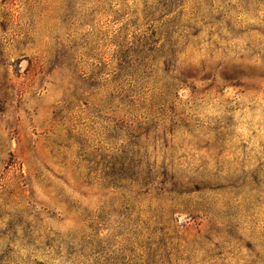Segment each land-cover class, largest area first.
I'll use <instances>...</instances> for the list:
<instances>
[{
  "label": "rangeland",
  "instance_id": "rangeland-1",
  "mask_svg": "<svg viewBox=\"0 0 264 264\" xmlns=\"http://www.w3.org/2000/svg\"><path fill=\"white\" fill-rule=\"evenodd\" d=\"M0 264H264V0H0Z\"/></svg>",
  "mask_w": 264,
  "mask_h": 264
}]
</instances>
